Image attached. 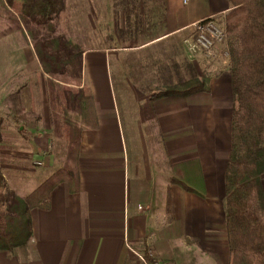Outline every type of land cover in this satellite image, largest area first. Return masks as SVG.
<instances>
[{"label":"crops","instance_id":"0c3cea01","mask_svg":"<svg viewBox=\"0 0 264 264\" xmlns=\"http://www.w3.org/2000/svg\"><path fill=\"white\" fill-rule=\"evenodd\" d=\"M162 4L161 20L141 24L135 34L117 36L112 45L83 44L78 87L91 97L93 125L80 131L75 189L54 183L46 204L30 210L27 251H0V264H130L128 246L173 264H228L229 60L223 44L204 55L192 23L208 16L220 23L229 3ZM21 38L5 46L0 115L10 157L2 172L7 186L24 196L61 166L64 141L52 131L48 75ZM192 77L205 78L206 89L149 99Z\"/></svg>","mask_w":264,"mask_h":264},{"label":"trees","instance_id":"16d2710c","mask_svg":"<svg viewBox=\"0 0 264 264\" xmlns=\"http://www.w3.org/2000/svg\"><path fill=\"white\" fill-rule=\"evenodd\" d=\"M112 1L113 10L120 7L121 20L117 17L114 25L122 39L135 34L141 24H154L163 16L162 0ZM227 1L224 50L233 101L223 200L228 264H264V0ZM0 17L6 21L0 23V38L17 33L30 42L48 75L52 131L64 141L61 166L29 193L18 195L7 186L2 172V164L10 157L5 152L6 122L0 115V251L17 256L27 251L31 240L30 210L46 204L58 181L75 189L80 131L93 125V120L91 97L78 87L84 47L83 41L68 35L67 0H0ZM206 87L205 78L192 77L159 88L149 99L184 96Z\"/></svg>","mask_w":264,"mask_h":264},{"label":"rangeland","instance_id":"374dc122","mask_svg":"<svg viewBox=\"0 0 264 264\" xmlns=\"http://www.w3.org/2000/svg\"><path fill=\"white\" fill-rule=\"evenodd\" d=\"M113 3L114 1L112 0H67V10L69 12V22H70L69 23L70 31L68 32V35H70V37L74 40L83 41V44L85 46L96 47L98 45L99 46L112 45L113 41L117 40V35L115 33L116 29H115V25L113 24L116 23L117 17L119 21L121 20L119 16L121 13L120 7H117L118 11H117V8L116 9L114 8V10L111 9V7L113 6ZM225 12L218 15V20L220 22L218 24H220L222 27L224 25L223 16ZM113 13H114V16L112 15ZM112 16L114 18H112ZM110 18L113 19L112 22ZM2 19L3 18L0 17V23L6 24L5 23L6 21L4 19L3 21ZM63 20H64V17L60 19L61 26H62V23L64 26ZM0 28H1V25H0ZM84 36H88V40H84L83 38ZM21 39H22L21 36L17 37V33L9 34L7 36H3L0 38V66H1L2 59L4 58L7 52L6 51L7 48L5 46L8 44H10V46L16 45L15 41L20 42ZM10 55H18V54H10ZM109 63H110L111 71L113 72L112 56H110ZM0 79H1V69H0ZM127 146L129 150L131 151L132 144L127 143ZM35 168H44V167L36 166Z\"/></svg>","mask_w":264,"mask_h":264},{"label":"built area","instance_id":"2783aa9c","mask_svg":"<svg viewBox=\"0 0 264 264\" xmlns=\"http://www.w3.org/2000/svg\"><path fill=\"white\" fill-rule=\"evenodd\" d=\"M183 3L187 0H182ZM194 27V44L202 50L204 55L212 56L216 44L225 43V32L223 27L218 24L211 16L204 17L192 23ZM225 56L227 51L224 50ZM40 164L39 161L35 162ZM131 253L130 264H173L171 261L162 260L154 256L151 250H137L128 246Z\"/></svg>","mask_w":264,"mask_h":264}]
</instances>
